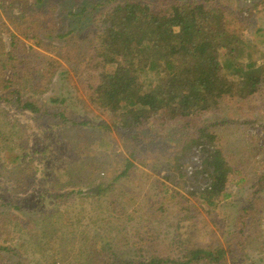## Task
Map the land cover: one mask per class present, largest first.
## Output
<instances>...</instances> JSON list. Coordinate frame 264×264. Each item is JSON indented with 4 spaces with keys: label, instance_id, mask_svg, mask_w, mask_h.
Listing matches in <instances>:
<instances>
[{
    "label": "rangeland",
    "instance_id": "374dc122",
    "mask_svg": "<svg viewBox=\"0 0 264 264\" xmlns=\"http://www.w3.org/2000/svg\"><path fill=\"white\" fill-rule=\"evenodd\" d=\"M11 1L0 0V64L14 34L28 51L42 53L39 62L44 56L53 58L56 74L43 83L37 73L41 65L29 59L32 75L19 87L25 99L31 97L49 110L48 115L0 102V264H103L176 256L177 246L170 243L176 240L175 227L170 225L183 205L204 218L201 227L209 235L205 245L225 246L236 215L264 169V91L246 101H223L194 118L162 126L164 118L155 117L130 130L119 126L117 116L87 100L88 83L98 81L91 74L99 72L91 59L97 56L98 22L118 5L146 4L158 12L171 4L208 3L225 8L231 27L249 41L245 44H250L249 60L263 62L264 0ZM24 10L36 23L19 20ZM31 28L37 29L42 46L31 38ZM38 88L40 93H35ZM62 108L65 119L52 115ZM212 124L223 138L225 153L247 174L239 187H233V196L211 215L206 211L215 208L163 178L166 167L160 162L173 158ZM127 161L134 165L118 179ZM165 184L180 195L167 191ZM213 222L226 236L215 233ZM255 246L237 252L226 264H251L249 259L258 254Z\"/></svg>",
    "mask_w": 264,
    "mask_h": 264
},
{
    "label": "trees",
    "instance_id": "16d2710c",
    "mask_svg": "<svg viewBox=\"0 0 264 264\" xmlns=\"http://www.w3.org/2000/svg\"><path fill=\"white\" fill-rule=\"evenodd\" d=\"M34 1L41 4L44 0ZM24 13L25 10L19 17L23 24L36 23L32 16ZM138 15H141L139 22L136 21ZM103 17L97 26L100 34L97 56L91 59L98 63V74H91L93 79L97 76L98 81L88 83L91 92H86V98L117 116L123 128L136 130L155 117H163L160 124L164 126L175 119L194 118L214 110L223 101L227 104L246 101L259 97V92L264 91V61L249 60L252 57L250 44L245 46L249 41L231 27L223 6L171 4L168 9L156 12L146 4L125 3L105 12ZM29 31H33L31 38L38 39L42 46L37 29ZM11 37V47L0 64V102L48 115L49 110L42 109L31 97L25 99L19 87L25 86L32 75L33 68L27 67L29 59L32 64L34 59L41 65L37 73L43 83L56 74V61L44 56L39 62L37 57L42 53L38 49L30 48V52L17 35L11 34ZM3 91H9V95H2ZM40 91L38 88L35 93ZM54 101L57 103L58 98ZM52 115L61 119L67 116L64 108ZM215 126L201 129L173 158L156 162L166 167L163 178L168 183L180 187L195 200L202 199L207 207L215 208L206 211L211 215L233 196V187H239L247 174L244 167H239L240 163L235 164L225 153L223 138L214 130ZM133 165L127 161L126 169L117 178L126 176ZM165 185L167 191L180 195L175 187ZM252 189L227 236L225 231L221 232V226L213 222L215 233L220 231L226 236L225 246L220 242L205 245L209 235H205L201 227L204 218L183 205L176 214L175 224L170 225L175 227L176 240L170 243L177 246L176 256L155 255L143 262L116 263L113 260L114 263L103 264H226L250 244H256L258 254L249 261L260 264L264 259V169ZM159 253L163 254V250Z\"/></svg>",
    "mask_w": 264,
    "mask_h": 264
}]
</instances>
